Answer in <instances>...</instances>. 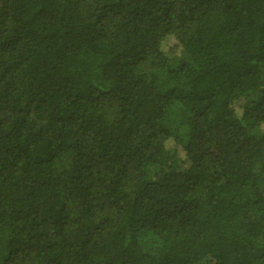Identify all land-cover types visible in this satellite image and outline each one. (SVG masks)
<instances>
[{
    "label": "trees",
    "instance_id": "16d2710c",
    "mask_svg": "<svg viewBox=\"0 0 264 264\" xmlns=\"http://www.w3.org/2000/svg\"><path fill=\"white\" fill-rule=\"evenodd\" d=\"M263 127L264 0H0V264H264Z\"/></svg>",
    "mask_w": 264,
    "mask_h": 264
},
{
    "label": "rangeland",
    "instance_id": "374dc122",
    "mask_svg": "<svg viewBox=\"0 0 264 264\" xmlns=\"http://www.w3.org/2000/svg\"><path fill=\"white\" fill-rule=\"evenodd\" d=\"M164 50H168L169 49V45H166L165 43H164ZM263 129H264V127H263Z\"/></svg>",
    "mask_w": 264,
    "mask_h": 264
}]
</instances>
